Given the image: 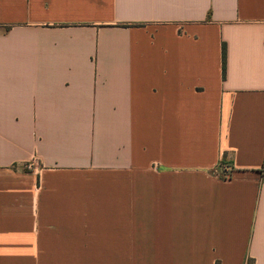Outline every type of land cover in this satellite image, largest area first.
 <instances>
[{
  "label": "crops",
  "instance_id": "0c3cea01",
  "mask_svg": "<svg viewBox=\"0 0 264 264\" xmlns=\"http://www.w3.org/2000/svg\"><path fill=\"white\" fill-rule=\"evenodd\" d=\"M263 169L264 0H0V264H264Z\"/></svg>",
  "mask_w": 264,
  "mask_h": 264
},
{
  "label": "trees",
  "instance_id": "16d2710c",
  "mask_svg": "<svg viewBox=\"0 0 264 264\" xmlns=\"http://www.w3.org/2000/svg\"><path fill=\"white\" fill-rule=\"evenodd\" d=\"M224 67H225V46L224 44L221 45V68H222V77L224 76ZM247 264H251L248 262Z\"/></svg>",
  "mask_w": 264,
  "mask_h": 264
},
{
  "label": "built area",
  "instance_id": "2783aa9c",
  "mask_svg": "<svg viewBox=\"0 0 264 264\" xmlns=\"http://www.w3.org/2000/svg\"><path fill=\"white\" fill-rule=\"evenodd\" d=\"M262 172L264 174V169L262 170ZM215 173H216L217 176H220L222 178H227L229 176V172L226 169H224V168H222L219 171H216Z\"/></svg>",
  "mask_w": 264,
  "mask_h": 264
}]
</instances>
